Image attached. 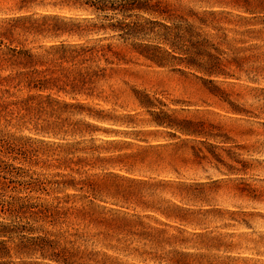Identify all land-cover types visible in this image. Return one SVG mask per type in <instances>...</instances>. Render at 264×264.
<instances>
[{"label": "rangeland", "instance_id": "obj_1", "mask_svg": "<svg viewBox=\"0 0 264 264\" xmlns=\"http://www.w3.org/2000/svg\"><path fill=\"white\" fill-rule=\"evenodd\" d=\"M109 1L115 4L108 6L120 11L50 5L34 9L91 18L105 29L86 39H98L118 54L115 58L108 52L114 64L91 95L75 97L84 110L99 111L115 122L69 115L70 121H79L83 135L59 136L55 142L78 143L75 158L90 156L85 146L98 147L93 155L99 157L146 152L111 167L99 162L81 167V177L97 183L85 199L83 191L60 190L52 183L54 175L69 171L57 169L45 156L53 153L51 136L39 134L32 124L6 125L0 119V138L15 139L29 152L27 161L13 165L33 179L47 181L44 191L23 194L52 209L58 204V214L28 221L36 232L26 236L42 240L33 255L12 251L10 264H264V63L237 60L249 53L231 52L222 45V75L209 76L190 64L184 43L172 50L161 39L163 25L179 21L177 16L192 23L205 17V11H236L218 5V0H146L161 14L122 13L137 2ZM18 2L0 0V19L18 15L12 11ZM79 2L100 6L93 0ZM48 43L29 36L24 46ZM8 92L12 100L27 95L22 88ZM56 97L72 101L64 94ZM84 123L96 129L89 133ZM108 139L117 144H105ZM125 177L148 184L129 187ZM91 199L94 205L87 204Z\"/></svg>", "mask_w": 264, "mask_h": 264}, {"label": "trees", "instance_id": "obj_2", "mask_svg": "<svg viewBox=\"0 0 264 264\" xmlns=\"http://www.w3.org/2000/svg\"><path fill=\"white\" fill-rule=\"evenodd\" d=\"M93 1L100 6L81 4L79 0H61L51 4H45L39 0H19L12 9L18 15L0 19V119H3L6 125L11 121H14L17 126L32 124L39 134L51 136L54 142H51L49 146H53V153L51 156H45L52 158L57 164V169L63 167L69 171V174L54 175L55 179L52 183L57 189H78L85 194L94 191L97 183L90 177H81L79 172L81 167H92L95 162L111 167L127 160L133 161L146 152L144 150L140 153L99 157L93 155L98 152V147L85 146L92 151L90 156L75 158L73 151L78 143L55 142L59 136L83 135L82 130L78 128L79 121H70L69 115L84 114L94 121L115 122L114 118L104 116L99 111L89 108L84 110L83 104L77 102L75 97L90 96L97 83L104 78L106 68L114 64L113 60L107 57L108 52L115 58L118 54L112 52L109 45L100 44L98 39L93 41L86 39L90 34L97 33L99 31L97 29H105L103 26L96 27L92 24L91 18L38 13L34 9L50 5L52 8L90 9L96 13L120 11L114 6H108L115 4V1ZM135 1L136 5L126 6L122 13L138 10L161 14L156 5H151L148 1ZM123 2L131 1L123 0ZM216 3L231 6L236 12L205 11L203 13L205 17L193 19L192 23L186 18L177 16L179 21L163 25L165 33L161 39L172 50L178 49L177 43H184L185 53L192 56L190 64L209 76L222 75L221 67L225 65L218 57L225 54L219 49L222 45H226L231 52L238 50V52L249 53L243 59L237 60L264 63V0H218ZM220 23L226 26H221ZM203 27L208 30L206 33L201 29ZM130 31L134 33L131 28ZM29 36L49 40V43L28 48L24 46V42ZM71 38L77 40L69 41ZM231 44H236L238 47ZM231 60L235 59L231 58ZM102 61L103 66H101ZM226 62L230 63L228 60ZM11 88H22L27 91V95L22 99L12 100L8 92ZM56 94L69 96L72 101L61 100L56 97ZM161 123L156 122L157 125H162ZM83 125L90 130L89 133L96 129L90 123ZM103 142L108 145L117 144L116 140L110 139ZM28 154L24 144L17 140L0 138V264L12 263L9 260L13 255L12 251L14 255L22 253L33 255L38 247L36 242L42 239L26 236L36 232L28 221H35L34 219L44 221L52 214L53 216L58 214L57 203L52 209L23 194L44 191L47 184L45 180L41 182L27 176L26 171L13 165L14 161L20 159L27 161ZM133 164L134 162L128 164L127 169L131 170ZM73 167L76 169L74 170ZM72 173L79 176H73ZM110 174L107 176H111ZM17 177H21V181H17L15 179ZM26 177L28 180H25ZM112 178L116 179L115 175ZM123 180L130 185L129 187L148 184V181L144 179L125 177ZM83 197L87 199L90 196L86 194ZM87 202L89 205H94L92 199Z\"/></svg>", "mask_w": 264, "mask_h": 264}]
</instances>
